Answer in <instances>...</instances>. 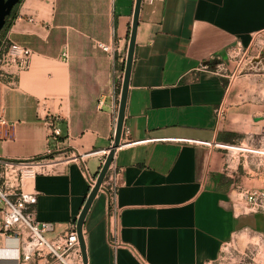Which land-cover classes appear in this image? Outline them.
Wrapping results in <instances>:
<instances>
[{
	"label": "crops",
	"instance_id": "0c3cea01",
	"mask_svg": "<svg viewBox=\"0 0 264 264\" xmlns=\"http://www.w3.org/2000/svg\"><path fill=\"white\" fill-rule=\"evenodd\" d=\"M135 3L21 0L0 35L33 51L24 69L0 64V157L49 163L28 190L37 219L56 223L50 236L79 217L113 143L112 72L125 68ZM96 41L120 50L112 57ZM236 45L264 48V0H143L113 161L120 245L100 190L83 228L88 264H214L240 233L264 243V210L243 197L264 192V173L225 146L264 135V93L229 58ZM20 246L0 231V264H26Z\"/></svg>",
	"mask_w": 264,
	"mask_h": 264
},
{
	"label": "built area",
	"instance_id": "2783aa9c",
	"mask_svg": "<svg viewBox=\"0 0 264 264\" xmlns=\"http://www.w3.org/2000/svg\"><path fill=\"white\" fill-rule=\"evenodd\" d=\"M153 3L157 0H144ZM2 45L7 47V52L0 58V64L9 67L24 69L28 67L33 51L31 48L16 43L9 36H5ZM98 48L112 55L117 54L120 45L117 43H104L96 41ZM252 48H245L236 45L229 52V58L237 62V66L244 68L251 63L255 56L252 55ZM64 59H68V51L62 53ZM7 71L3 69L2 73ZM1 73V74H2ZM2 74V75H3ZM124 70L116 66L113 67L112 85L115 90L122 89ZM120 96V95H119ZM6 123L4 119H0ZM53 134L59 135L60 129L54 128ZM227 149H245L236 144L225 145ZM109 150L106 151V156ZM85 155L74 156V160L83 159ZM103 159V163L105 162ZM48 162L44 159L36 160H10L0 157V205L2 221L0 231L14 235L21 241L19 258L26 264H84L77 231V219L71 221L69 227L63 233L50 236L55 229L56 223L51 221H41L36 217V206L38 194L28 190V185L34 181L36 176L48 167ZM118 168L112 163L100 190L108 193L110 238L117 247L119 240V217L120 209L117 204ZM97 178V177H96ZM96 178L92 180L90 191L93 188ZM251 208L264 210V192L258 190L247 191L243 195ZM226 246V245H225Z\"/></svg>",
	"mask_w": 264,
	"mask_h": 264
},
{
	"label": "water",
	"instance_id": "95a60500",
	"mask_svg": "<svg viewBox=\"0 0 264 264\" xmlns=\"http://www.w3.org/2000/svg\"><path fill=\"white\" fill-rule=\"evenodd\" d=\"M20 2L21 0H0V35L6 26L8 16L12 13L14 8ZM142 2L143 0H136V3H135L133 22L131 25L130 36H129L127 57L125 61L124 78H123L120 101H119V111H118L117 125H116L114 140L109 149V153L106 156L105 162L102 164L101 169L97 174L96 182L93 188L91 189L84 203V206L81 210V213L77 219V231L79 235L84 264H88L86 241H85L84 230H83L84 224L86 222V218L91 209V206L100 192L101 186L106 178V175L110 169V166L114 161L116 150L121 146V139H122V134H123L124 122H125L126 107H127V100H128V94H129V86H130V78H131L134 55H135V47H136V41H137ZM1 46H2V39L0 38V47Z\"/></svg>",
	"mask_w": 264,
	"mask_h": 264
},
{
	"label": "rangeland",
	"instance_id": "374dc122",
	"mask_svg": "<svg viewBox=\"0 0 264 264\" xmlns=\"http://www.w3.org/2000/svg\"><path fill=\"white\" fill-rule=\"evenodd\" d=\"M252 55L255 59L240 71V75H248L257 91L264 93V48L261 52L254 50ZM236 145L251 149L247 150V155L252 156L250 166H259L264 173V135H255L250 144L239 142ZM242 151L236 152H241L240 155L245 153ZM214 264H264V243L251 233H240L234 242L226 244L222 257Z\"/></svg>",
	"mask_w": 264,
	"mask_h": 264
},
{
	"label": "trees",
	"instance_id": "16d2710c",
	"mask_svg": "<svg viewBox=\"0 0 264 264\" xmlns=\"http://www.w3.org/2000/svg\"><path fill=\"white\" fill-rule=\"evenodd\" d=\"M14 18H15V16H12V17L8 20V23L6 24L5 28H7V27H9V26L11 25L12 21L14 20ZM2 47H4V45H3ZM3 54H4V52H3ZM3 54H2L1 56H3ZM1 56H0V58H1ZM121 70H124V68L121 69ZM236 136H238V135L236 134Z\"/></svg>",
	"mask_w": 264,
	"mask_h": 264
},
{
	"label": "flooded vegetation",
	"instance_id": "af4514ba",
	"mask_svg": "<svg viewBox=\"0 0 264 264\" xmlns=\"http://www.w3.org/2000/svg\"><path fill=\"white\" fill-rule=\"evenodd\" d=\"M15 8H16V7H15ZM15 8H14V10H15ZM14 10H13L12 13L8 16L6 24L8 23V20L14 15ZM4 29H5V28H4Z\"/></svg>",
	"mask_w": 264,
	"mask_h": 264
}]
</instances>
